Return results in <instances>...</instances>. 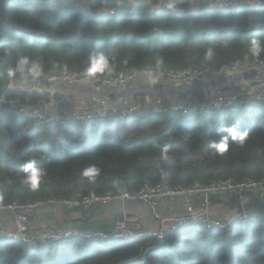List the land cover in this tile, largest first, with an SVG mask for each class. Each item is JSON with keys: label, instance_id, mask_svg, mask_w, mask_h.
<instances>
[{"label": "trees", "instance_id": "1", "mask_svg": "<svg viewBox=\"0 0 264 264\" xmlns=\"http://www.w3.org/2000/svg\"><path fill=\"white\" fill-rule=\"evenodd\" d=\"M75 1L5 0L0 69L14 63V56L5 55V50L21 47L43 54L46 64L68 63L69 72L82 70L86 54L92 51L130 53L133 59L129 65L118 66L117 72L141 71L152 53L162 52L166 66L163 80L170 82L169 71L232 66L242 57L249 38H264V0H235L228 9H220L218 0H179L178 9L171 12L165 11L159 0H80L81 6ZM94 1L98 4L92 7ZM100 1L113 5L121 1V7L115 14L92 10L104 5ZM205 45L216 47L217 56L213 64L202 66L201 46ZM189 51L195 53L190 55ZM16 78L21 79L19 75ZM10 82L6 75L0 78V97L6 93L11 98L18 93L8 89ZM203 83H208L205 77L188 83L196 85L197 90L179 95L178 100L208 103L209 91L203 89ZM229 85L237 87L235 82ZM21 95L17 96L21 103L26 102ZM161 97L168 106L162 114L139 113L140 102L139 111L127 119L117 114L92 119L78 128L74 123L47 126L42 140L48 144L43 147L37 142L40 135L33 131L42 122L7 115L0 108V198L5 202H48L52 198L82 199L91 192L119 193L127 189L136 193L144 184L155 185L163 178L173 187L185 188L195 184L208 187L216 181L264 179V104L249 107L237 102L230 110L208 107L185 114L169 108L173 100L170 96ZM122 123L135 124V129L125 127L121 134ZM230 130H235L237 137L249 132L243 147ZM223 139H227L229 148L218 155L213 144ZM164 146L169 149L168 159L159 155ZM28 158L47 171L46 181L35 192L19 183ZM89 163L102 168L93 183L79 177ZM116 181L121 182V190L114 187ZM245 195L248 200L244 204L239 196L231 198V206L245 210L231 227L207 229L188 223L168 231L165 243L145 258L149 240L112 236L118 212L107 220L113 226L106 227V221L100 222L101 227L97 225L109 231L107 239L89 238L81 231L38 246L0 238V264H264V193ZM99 207L103 206L73 210L80 217L78 221L86 224L90 217L100 214Z\"/></svg>", "mask_w": 264, "mask_h": 264}, {"label": "built area", "instance_id": "2", "mask_svg": "<svg viewBox=\"0 0 264 264\" xmlns=\"http://www.w3.org/2000/svg\"><path fill=\"white\" fill-rule=\"evenodd\" d=\"M233 0L229 5H233ZM76 6H81L80 0L75 1ZM121 1H118L116 7L108 10L110 14H115L121 7ZM218 6H223L219 5ZM0 59H3L0 56ZM257 62L251 65H238L236 73H244L250 68L254 67ZM233 66V65H232ZM232 66H224L219 70L205 68L203 70H184L181 72H167L169 81L175 84L178 83H192L194 80L205 77L207 82L213 81L221 74L228 72ZM80 71L68 72L67 77L63 79L53 80V74L47 73L42 78H49L52 82L68 83V85H79L82 83H91L97 87L105 84L115 83L117 81L122 87L127 86L130 81L143 75L142 71H115L112 76H106L101 79L93 81H84L80 75ZM264 74V73H263ZM41 81V80H38ZM235 82L236 88H232L230 83ZM8 89H11L9 86ZM15 90V89H13ZM208 103L192 104L190 101L184 99L171 102L169 108L173 111H182L189 113L199 109L214 108L217 110H230L237 102L252 107L253 104H264V77L262 74L248 80H230L224 85L215 84L207 89ZM29 96L25 101L29 105L36 108L28 110L22 108L19 111L13 109L10 113L17 116L25 115L32 119H38L41 122L49 125H61L74 123L79 125L86 124L95 118L114 117L119 114L121 119H127L135 115L139 111V103L141 102V111L143 115L162 114L167 104L164 103L160 96L157 103L150 102L146 99L136 101L133 104L128 99H122L116 105H111V100L102 95H96L92 98V105L85 110L73 109L68 106L65 99H55L53 93H41L40 98H36V104L30 105L32 102V91L28 92ZM32 94V95H31ZM14 102L9 96L4 93L0 97V105H10ZM16 104L21 103L20 97L15 100ZM253 192L257 194L264 193V179L232 182V181H216L208 187L201 184H195L193 187L185 188L182 186H171L168 181L163 178L162 181L155 185L144 184L142 188L136 193H130L127 189L119 193L111 191L105 194L91 192L82 199H50L49 203L61 204L67 208H91L96 205H115L117 202L124 204L128 201L143 202L152 210L155 218L158 221V228L145 229L142 221L127 211L121 212L116 216L114 225L113 237L118 239H147L148 245L165 239L168 231H176L184 227L188 223L201 224L207 229H227L238 222L244 215L245 210L240 211V206L237 207L236 212L228 217L214 216L211 213V205L213 203V196H226L233 198L239 196L241 204H244V196L246 193ZM119 203V204H120ZM176 204L175 209L172 207L173 213L166 214L169 204ZM46 202L38 200L35 202H5L0 198V213H8L14 223V230L2 226L0 224V238L19 240L29 246H38L49 241H57L67 238L71 235H77L78 232H71L67 234H60L52 228H45L43 230H33L30 217L34 212L44 206ZM244 206V205H241ZM174 209V210H173ZM89 238L101 237L103 239L109 238L111 235L108 232H91L85 235ZM153 240V241H151Z\"/></svg>", "mask_w": 264, "mask_h": 264}, {"label": "crops", "instance_id": "3", "mask_svg": "<svg viewBox=\"0 0 264 264\" xmlns=\"http://www.w3.org/2000/svg\"><path fill=\"white\" fill-rule=\"evenodd\" d=\"M135 1V0H133ZM101 2V1H100ZM104 3V5L100 6V8H93L92 10H97L100 13L105 10H110L113 7H116L117 4L113 5L111 2H101ZM97 2L94 1L91 3L92 7L97 6ZM113 5V6H112ZM1 70V69H0ZM0 72H3L2 70ZM72 72V71H71ZM1 78V77H0ZM40 82H44L42 84H38L36 86L34 82H31L29 84H22L21 79L15 78L9 83V86L11 89H15L19 94H24L25 98L29 96L27 94L28 92L32 91V102L30 105H35L36 99H33V97H36L37 95L43 93H52L51 89H53V94L55 96V99L58 101L60 98L62 100L65 99L66 103L69 107L73 109H79V110H85L88 107H90L91 101L90 96L95 93H101L100 95L108 97L111 102L116 105L119 103L122 99H132L136 101L140 100H148L153 101L154 98H158L162 95H169L173 99L171 102L175 101L176 98L179 97V94L177 91L168 90V88L163 84L164 81L159 79V81L155 84H151L149 82V79L138 76L136 79L132 80L127 84L125 87H112V86H106L107 88L99 87L100 89L94 90L91 86L92 84H79V85H68V83L63 82H52L49 78H41ZM205 85V83H203ZM196 86V85H195ZM89 87V88H88ZM97 87V86H94ZM93 89V90H92ZM95 92V93H93ZM31 94V95H32ZM182 95V94H181ZM60 97V98H58ZM153 99H152V98ZM150 101V102H151ZM22 105V108H26L28 110H34L36 106L31 107L27 106L29 105L28 102L20 103ZM9 105L1 106L0 108L5 109ZM21 108V109H22ZM20 110V109H19ZM17 109V111H19ZM9 112V111H8ZM12 115L13 114L12 112ZM17 116V115H15ZM25 116V115H20ZM27 117V116H25ZM29 118V117H28ZM31 120H37L38 119H32ZM41 122V121H40ZM77 128L81 125L74 124ZM135 124H121V134L125 133V127H129L132 129H135ZM47 126H50L53 128V125H49L47 123L42 122V125L36 124L33 131H37L40 137L37 138V142H42L41 147L48 144L47 141L42 140V138L45 137L44 132L46 131ZM75 128V127H71ZM81 129V128H79ZM213 203L211 205V213L214 216H220V217H228L232 213L236 212L237 207L231 206L233 202H231V198H228L226 196L220 195V196H213ZM247 195L244 196V203L247 202ZM103 206V205H101ZM176 204L170 203L169 208L166 209V214H172V207L175 209ZM103 212H100V214H96L94 217H90L88 223L82 224L79 222V218L76 213L75 215V208H67L61 204L56 203H49L46 202V204L40 208H38L34 214L30 217L31 223H32V229L33 230H43L47 227L52 228L56 230L60 234H67L71 232H83L85 234L91 233V232H109L108 230H102V228H99L103 226L102 224L98 223V228H92L95 226V224H92L90 220H100V221H106L105 225L106 227L113 226L112 222H108L107 220L112 219L115 217L116 213L127 211L131 214H134L137 216L143 224V227L145 229H151V228H158V221L155 218L152 210L149 208V206L143 202H137L136 205H133L132 201H128L124 204H116V205H110L107 206ZM83 209H86L82 207ZM173 209V210H174ZM10 215L8 213H0V224L2 226H5L9 228L10 230H14V223L12 221V218L9 217ZM82 220V219H81ZM76 222H79L80 224H76Z\"/></svg>", "mask_w": 264, "mask_h": 264}, {"label": "clouds", "instance_id": "4", "mask_svg": "<svg viewBox=\"0 0 264 264\" xmlns=\"http://www.w3.org/2000/svg\"><path fill=\"white\" fill-rule=\"evenodd\" d=\"M159 5H162L165 11H175L179 7V0H159ZM158 5V6H159ZM201 64L207 66L215 62L217 56V48L210 45L201 46ZM195 51H189V54H194ZM5 55L14 56V63L0 72V76L6 75L9 81L14 80L17 75L21 77L22 84H29L33 81H38L47 73H51L52 79H63L67 77L69 65L62 61H51L46 64L45 56L41 53H34L25 48H17L16 50L7 49ZM133 56L130 53L121 55L116 51H92L86 54L84 67L80 75L84 81H93L112 76L118 66L127 67ZM264 61V38L252 36L246 41L243 48V55L238 59L230 70L228 76H234L238 71L237 66L241 64L249 65L254 62ZM166 70L165 57L162 52H154L151 55L150 62L141 70L151 84H155L164 76ZM233 138L243 147L248 140L249 132L243 131L238 137L235 130H230ZM213 147L218 155H224L229 148L227 139L219 142H214ZM159 155L162 159L169 158V149L167 146L160 148ZM102 168L96 163H89L79 172L81 180L93 183L101 175ZM47 179V171L44 168L37 167L36 161L33 158H28L23 164V171L19 178L20 186L35 192L41 187V184ZM114 187L117 190L122 189V184L119 181L114 182ZM150 246V245H149ZM148 246V247H149Z\"/></svg>", "mask_w": 264, "mask_h": 264}, {"label": "water", "instance_id": "5", "mask_svg": "<svg viewBox=\"0 0 264 264\" xmlns=\"http://www.w3.org/2000/svg\"><path fill=\"white\" fill-rule=\"evenodd\" d=\"M4 5H5V0H1V3H0V39H1L2 35H3V33H4V31L2 29ZM261 73H264V68L261 67L260 65L254 66V67L250 68L249 70L245 71L242 74L236 73L234 76H228L227 75V72H225V73L221 74L218 78H216L213 81H210L207 84H205L204 85L205 88H203V89L210 88L211 86H213L215 84L224 85L227 82H229L230 80H234V79H237V80H248V79H252V78H255V77L259 76ZM140 77L147 78L145 75H140ZM163 77L164 76H162L160 78L162 81H164L163 80L164 79ZM84 84H88V85L90 84L91 85V83H84ZM163 84L168 88V90H172V91H175L176 90L179 95L186 94L188 91L195 92L197 90V88L195 86L190 85L188 83L187 84H183V83L175 84V83H172V82H164ZM92 85L93 86H91V87L94 90H96V92H98L97 89H100V88L99 87H94V86H96L94 84H92ZM105 85H109V84H105ZM111 85L115 87L114 84H111ZM51 91L53 93V89H51ZM93 93H95V92H93ZM99 94H101V93L92 94L89 98L92 99L96 95H99ZM129 101H131L133 104H136L135 100L129 99ZM112 104L113 103L111 102V105ZM15 108L19 110V109L22 108V105L17 104V105H15ZM164 243H165V240L162 239V240H159V242L156 243L155 245H150L149 247H147L146 250H145V252H144V255H143L144 258L147 256V254H148L149 251H151L153 249H156L158 247H161Z\"/></svg>", "mask_w": 264, "mask_h": 264}, {"label": "rangeland", "instance_id": "6", "mask_svg": "<svg viewBox=\"0 0 264 264\" xmlns=\"http://www.w3.org/2000/svg\"><path fill=\"white\" fill-rule=\"evenodd\" d=\"M233 0H218L217 1V4H219V5H223V6H220V9H228V8H231V7H233V5H229L231 2H232ZM214 3H216V2H214ZM2 37H3V35H2ZM1 37V38H2ZM12 37H13V34H11V36L9 35V39H12ZM1 40V39H0ZM257 65H260L261 67H263L264 68V62L263 61H259V62H257L256 64H255V66H257ZM1 71V70H0ZM0 77H2V76H0ZM262 77H264V76H262ZM34 82V84L36 85V86H38V84H42V83H44V82H40V81H33ZM113 82H115V83H110L109 85H101V86H99V87H103V88H107L106 86H112L111 84H114L115 85V87H121V85H119V83L115 80V81H113ZM82 84H84V83H82ZM112 87H114V86H112ZM208 89V88H207ZM17 96H22L21 94H18V93H15V96L14 97H11V99L12 100H14V102L12 103V104H10L7 108H6V110H5V112H6V114L8 115L13 109H16L15 108V105H17L16 104V102H15V100L17 99ZM168 97H169V95H167ZM23 97H25L24 95H23ZM160 97V96H159ZM159 97L158 98H154L155 100H154V102L153 101H151V102H153V103H157V101H158V99H159ZM152 98V97H151ZM153 99V98H152ZM90 101H91V98H90ZM174 102V101H173ZM91 104H92V101H91ZM256 104H253L252 105V107H254ZM17 110V109H16ZM9 111V112H8ZM220 111H222V110H220ZM248 112V111H247ZM249 113H251V112H249ZM16 150V148H14L13 149V151H15ZM133 202V205H136L137 204V201H132ZM107 206H110V205H107ZM107 206H104L103 205V207H99V209H97V212H103L106 208H108ZM122 212V211H121ZM117 214V213H116ZM231 216H233V215H231ZM101 221L100 220H95V221H93L92 222V224H95V226L94 227H92V228H98V226L96 225V224H98V223H100ZM151 229H153V228H151ZM159 242V241H158ZM158 242H156V243H158ZM156 243H153V244H151V245H155Z\"/></svg>", "mask_w": 264, "mask_h": 264}, {"label": "bare ground", "instance_id": "7", "mask_svg": "<svg viewBox=\"0 0 264 264\" xmlns=\"http://www.w3.org/2000/svg\"><path fill=\"white\" fill-rule=\"evenodd\" d=\"M177 100H178V98L175 99V101H177ZM175 101H174V102H175Z\"/></svg>", "mask_w": 264, "mask_h": 264}, {"label": "flooded vegetation", "instance_id": "8", "mask_svg": "<svg viewBox=\"0 0 264 264\" xmlns=\"http://www.w3.org/2000/svg\"><path fill=\"white\" fill-rule=\"evenodd\" d=\"M206 90H207V88H206Z\"/></svg>", "mask_w": 264, "mask_h": 264}]
</instances>
